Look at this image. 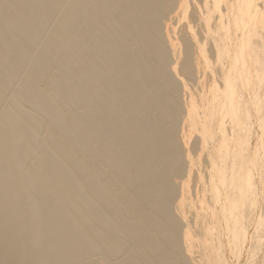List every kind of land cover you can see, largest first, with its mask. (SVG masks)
I'll return each mask as SVG.
<instances>
[{
    "label": "bare ground",
    "instance_id": "obj_1",
    "mask_svg": "<svg viewBox=\"0 0 264 264\" xmlns=\"http://www.w3.org/2000/svg\"><path fill=\"white\" fill-rule=\"evenodd\" d=\"M0 264H264V0H0Z\"/></svg>",
    "mask_w": 264,
    "mask_h": 264
}]
</instances>
